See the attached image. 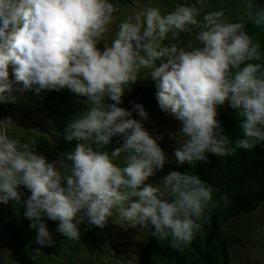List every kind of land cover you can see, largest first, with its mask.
<instances>
[{
  "label": "clouds",
  "instance_id": "clouds-1",
  "mask_svg": "<svg viewBox=\"0 0 264 264\" xmlns=\"http://www.w3.org/2000/svg\"><path fill=\"white\" fill-rule=\"evenodd\" d=\"M248 7L255 8L249 20L264 27V8L251 2ZM115 11L111 0H0V103L8 100L6 90L22 82L37 93L67 87L92 105L67 126L66 138L79 143L58 161L49 162L0 130V203L21 201V184L30 190L24 216L37 229L41 246L55 242L42 218L58 221L57 231L68 239H80L85 219L102 227L116 210L131 226L149 228L152 237L182 249L209 219L206 210L216 203L217 189L188 169L165 175L164 192L145 183L167 158L158 137L132 117L136 111L147 119L143 105L120 106L125 87L142 69L149 70L159 107L181 122L182 141L174 151L178 165L207 161V153L231 156L264 143V53L240 23L222 19V9L203 16L204 29L196 37L200 46L162 45L170 30L190 32L197 24L188 5L165 15L149 7L122 21L115 39L100 49L97 43ZM158 58L166 59L157 65ZM105 98L113 103L105 104ZM225 102L241 118L242 135L235 141L217 119ZM117 135L123 139L120 147L102 150ZM122 152L121 167L114 158ZM220 200L230 203L226 193Z\"/></svg>",
  "mask_w": 264,
  "mask_h": 264
},
{
  "label": "rangeland",
  "instance_id": "rangeland-1",
  "mask_svg": "<svg viewBox=\"0 0 264 264\" xmlns=\"http://www.w3.org/2000/svg\"><path fill=\"white\" fill-rule=\"evenodd\" d=\"M111 2L116 11L97 43L100 49L105 44L110 45L115 39L122 21L141 15L149 7H158L162 15L173 11L177 5H188L196 11L197 24L189 26L191 31L170 30L161 41L162 45L176 43L179 47L200 46L196 37L204 29L203 16L216 10H223L222 19L226 22H238L243 27L246 21V14L243 13L244 0H206L203 6L197 0ZM162 59L166 58H158L156 64L159 65ZM13 67L9 64L10 80L14 79ZM148 72V69H142L140 78L125 87L121 107L131 108V96L152 79ZM34 89L35 86L25 88L19 82L13 85L11 92L5 91L8 100L0 103V130L6 131L9 138L18 140L20 145L27 144L32 151L43 155L49 162L58 161L62 153L73 151L79 143L75 139L66 138L67 126L75 116L86 113L92 105L86 96L74 93L67 87L60 90H42L40 93ZM104 103L110 104L113 101L105 98ZM146 111L147 119H139L150 134L158 137V143L167 159L164 167L149 176L145 183H151L164 192L161 184L163 177L178 168L174 151L179 147L180 140L182 141L178 134L181 122L161 110L158 103ZM136 114L133 111L132 117L137 119ZM8 118L12 121H5ZM125 158L126 153H123L114 158V163L122 167ZM61 171L64 173L66 170ZM18 188L22 193L21 201L0 203V264H134L132 256L135 260L140 246L147 238L148 230L140 225L131 226L120 218L118 211L113 210V216L102 227L88 224L85 219L80 225V239H68L57 231L58 221L42 218L46 220L55 242L41 246L35 239L37 229L30 227L31 221L24 216L23 201L30 195V190L23 184ZM221 230L228 240L230 264H264V201L251 211L223 222Z\"/></svg>",
  "mask_w": 264,
  "mask_h": 264
},
{
  "label": "trees",
  "instance_id": "trees-1",
  "mask_svg": "<svg viewBox=\"0 0 264 264\" xmlns=\"http://www.w3.org/2000/svg\"><path fill=\"white\" fill-rule=\"evenodd\" d=\"M250 2L264 8V0H244L243 13L246 14V21L243 30L260 44V50L264 53V27H258L249 20V11H255L254 7L249 9ZM156 91V82L153 79L148 80L131 96V108L134 103L142 104L145 110L155 106L158 103ZM136 115L139 119L140 116ZM217 119L222 123L224 134L233 141L242 135L238 128L241 118L228 102L218 106ZM122 143V136H114L102 150L111 152ZM92 146L95 148V143ZM207 155L209 156L207 161L178 165L177 170L188 169L190 174L199 175L217 189L213 193L216 203L206 210L209 219L203 223L202 229L195 234L192 242L182 249L170 247L168 240H158L150 235L149 228H144L149 233L140 246L135 260L132 256L134 264H230L228 240L222 233L221 224L239 214L251 211L264 201V143L257 144L250 151L238 149L231 156L217 157L211 153ZM225 193L230 198L227 205L220 200ZM136 251L137 249L134 252Z\"/></svg>",
  "mask_w": 264,
  "mask_h": 264
}]
</instances>
